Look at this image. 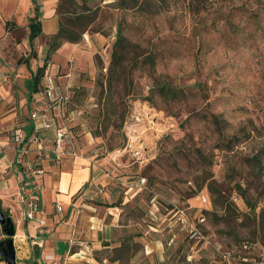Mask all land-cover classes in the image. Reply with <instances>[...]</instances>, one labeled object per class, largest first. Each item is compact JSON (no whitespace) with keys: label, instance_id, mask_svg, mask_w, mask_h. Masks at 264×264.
<instances>
[{"label":"rangeland","instance_id":"obj_1","mask_svg":"<svg viewBox=\"0 0 264 264\" xmlns=\"http://www.w3.org/2000/svg\"><path fill=\"white\" fill-rule=\"evenodd\" d=\"M46 1L36 0L41 12ZM50 2L64 20L94 12L74 44L91 54L93 73L77 68L76 85L63 95L71 147L101 162L100 191L119 218L110 248L94 257L101 264H264V0ZM30 20L12 21L0 58L29 52ZM118 30L126 41L115 58ZM46 42L35 45L37 55L44 48L45 75L65 44L46 63ZM67 65L75 69L76 60ZM160 84L186 98L166 100L156 92ZM130 139L142 146V159L124 151ZM236 140L232 151L222 150ZM209 185L234 209L225 221ZM246 200L257 203L255 213ZM125 242L127 250L114 251Z\"/></svg>","mask_w":264,"mask_h":264},{"label":"crops","instance_id":"obj_2","mask_svg":"<svg viewBox=\"0 0 264 264\" xmlns=\"http://www.w3.org/2000/svg\"><path fill=\"white\" fill-rule=\"evenodd\" d=\"M50 1H46L48 6H44L41 14L44 36L56 34L60 25ZM32 9V0L25 3L0 0V47L3 53L13 37L6 23L30 20ZM89 42L90 39L86 40L88 45ZM39 48L38 58L30 62L33 72L41 66L39 57L44 48ZM71 57L76 60V68L69 70L67 63ZM33 61L39 64H33ZM17 62L5 54L0 58V169L7 170V174H0V206L16 228L17 263L23 260L20 264H101L93 253L110 248L105 244L110 243L119 219L115 208L109 207L110 198L100 191V185L106 183L100 176L101 162L85 156L58 159L54 146L47 144L44 150H33L27 158H20L19 152L11 146L9 134L20 119H27L40 105L43 93L33 94L29 81L31 73L26 65ZM53 63L47 82L51 80L62 95L69 94L76 85L77 68L93 73L91 54L83 53L78 45L65 43L53 57ZM59 66L66 70L59 72ZM66 114L68 117L69 112ZM52 115L60 127L68 121L58 111ZM38 125L42 129V122ZM26 159L44 169L45 175L40 181L26 179L23 162ZM29 195L36 199L33 219L26 217L25 201Z\"/></svg>","mask_w":264,"mask_h":264},{"label":"trees","instance_id":"obj_3","mask_svg":"<svg viewBox=\"0 0 264 264\" xmlns=\"http://www.w3.org/2000/svg\"><path fill=\"white\" fill-rule=\"evenodd\" d=\"M122 3H125L124 1ZM33 4L34 6V16L31 18L28 26H27V42L30 47V50L28 53L22 55L19 60L18 64L19 65H26L28 70L31 73V78L29 79L30 81V86L33 94H38V93H43L46 89V75H45V66H40L37 68L35 72L31 70L30 67V62L32 59L37 58V50H36V41L37 40H42L46 39V45L48 47V55L46 57L45 62L48 63L50 60L51 56L56 53L61 46L64 43H70V44H79L83 38V36L88 32V28L90 25H92L95 22V18L93 16H89L88 12L94 13L92 10H88V12L83 11L77 14L74 18H67L63 19L62 13L60 11L58 12V17H59V30L56 34L52 36H44L43 31H42V23H41V6L37 4L36 0H34ZM123 7L124 9L126 8L125 6L120 5L119 8ZM7 29L10 31V27L15 28L13 22H7L6 23ZM126 39L122 36L121 30H118L117 32V40L114 44V47L116 49L114 56L117 58L118 55V49H121L125 43ZM157 94L161 95L164 97L166 100L169 101H180L184 98H186V94L183 90L177 89L175 87H171L167 84H160L156 88ZM32 94V95H33ZM19 120V119H18ZM30 116L29 118L25 119H20L19 123L15 126V128L11 131L9 134V139L12 148H14L17 152L20 151V149L28 148L29 147V141L31 139H34L38 136V134L35 131V128L33 126V123L30 125ZM44 134L40 133L39 136H43ZM234 141V140H233ZM229 142L226 143L222 148L224 151H232L239 143L237 142ZM20 158L25 159L20 154ZM24 162V160H23ZM38 167V166H36ZM202 189V186L199 188V190ZM238 190L241 193L242 197L245 198V192L241 186H238ZM209 195L212 198V204L214 207H217L219 205L224 206V211H225V216H221L222 221L226 220L227 215L230 216V213L234 211V209L231 207V205L228 203L227 200H225L224 196L220 193L217 192L213 186L209 185ZM248 207L252 211V213L256 212L257 209V203L255 202L252 204L248 200H246ZM114 205V204H113ZM109 207H116L114 206H109ZM248 246V249H245L244 247ZM105 247H110L109 243L105 244ZM127 248V242L122 244L119 248H114V251L117 253H121L122 251L124 252ZM241 248L245 251H248L251 247L250 244L248 243H243L241 245ZM236 258V257H235ZM239 258V257H238ZM243 259L246 258H240V261L242 263H248L250 262L248 259H246L248 262H244ZM121 260L120 257H116L112 259V262L119 261ZM102 261V260H101Z\"/></svg>","mask_w":264,"mask_h":264},{"label":"built area","instance_id":"obj_4","mask_svg":"<svg viewBox=\"0 0 264 264\" xmlns=\"http://www.w3.org/2000/svg\"><path fill=\"white\" fill-rule=\"evenodd\" d=\"M47 75L46 89L44 91L43 98L40 101V105L30 114V119L35 126L34 128L38 136L29 141L28 148L20 149V151L18 152L23 157L27 158L30 152H32L33 150L42 151L47 144L54 146V152L58 159L64 157L77 158L79 155L71 147V140L67 125L64 123V125H62L61 127L58 126L56 120L52 115L54 111H58L63 116V118L66 119L65 106L69 102V96H63L62 94H59L55 86L52 85V81L49 80V82H47ZM40 122H42V129H40L38 125ZM52 131L53 135L47 136V133ZM40 133H46V135L44 134L43 136H39ZM128 150L136 159H142L143 148L142 146L138 145L137 140H129L124 151ZM24 173L26 179H29L30 182L40 181L45 175L44 169L34 166L27 159L26 161H24ZM0 174H7V170L0 169ZM25 202L26 217L28 219H33L36 210V199L34 196L29 195ZM201 202L203 204H209V197L207 195H202ZM57 209L58 211H61L60 206H58ZM200 221L201 223H204L205 219L201 218ZM244 248L248 249V246H245ZM243 261L248 262L246 259H243Z\"/></svg>","mask_w":264,"mask_h":264},{"label":"water","instance_id":"obj_5","mask_svg":"<svg viewBox=\"0 0 264 264\" xmlns=\"http://www.w3.org/2000/svg\"><path fill=\"white\" fill-rule=\"evenodd\" d=\"M0 229L5 237L0 241V263L17 264L16 250L14 246V238L16 236V228L10 217H8L0 206Z\"/></svg>","mask_w":264,"mask_h":264}]
</instances>
